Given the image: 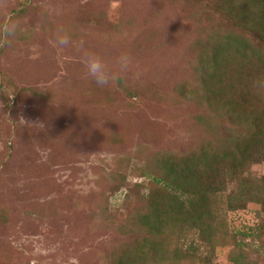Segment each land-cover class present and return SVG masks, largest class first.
I'll list each match as a JSON object with an SVG mask.
<instances>
[{
  "label": "rangeland",
  "instance_id": "obj_1",
  "mask_svg": "<svg viewBox=\"0 0 264 264\" xmlns=\"http://www.w3.org/2000/svg\"><path fill=\"white\" fill-rule=\"evenodd\" d=\"M219 12L217 0H0V24L24 30L0 41V264H264L262 159L234 170L227 157L185 199L205 210L182 211L167 189L170 213L152 214L166 180L187 169L195 186L193 170L209 176L204 164L248 136L191 90L214 38L256 40ZM84 50L113 71L121 54L132 63L99 87Z\"/></svg>",
  "mask_w": 264,
  "mask_h": 264
},
{
  "label": "trees",
  "instance_id": "obj_2",
  "mask_svg": "<svg viewBox=\"0 0 264 264\" xmlns=\"http://www.w3.org/2000/svg\"><path fill=\"white\" fill-rule=\"evenodd\" d=\"M217 4L219 11L225 14L224 16L219 12L225 22L234 23L241 31L255 35L256 40L244 41L241 37L228 36L216 41L214 38L216 44L200 53L202 81L198 87L193 86L191 90L193 93H199L202 85L204 98H211L220 103L221 112L227 115L231 122L247 123L249 131L245 134L248 136L237 135L230 138L225 145V156L209 160L211 163L208 162V166L204 164L203 170L209 173V176L193 170L197 180L195 186L185 187L187 169L183 175L177 176L174 182L166 180V192L159 193L153 200L152 214L157 215L159 220L164 210L168 214L166 207H171L172 200H177L176 203L181 206L182 211L198 208L199 212L205 210L206 206H203L202 202L207 199L202 198L195 201L198 203L190 204L185 199L193 198L195 189L200 190L206 186L210 176L225 171L227 166L222 163L227 157H233L231 167L234 170L244 166L248 158L264 161V0H217ZM195 46L198 53L197 42ZM206 167L209 172L205 170ZM159 182L162 180L159 179ZM167 189L173 194L171 201L167 196ZM148 227L158 228L150 225ZM132 254L131 251L126 258H134L135 255Z\"/></svg>",
  "mask_w": 264,
  "mask_h": 264
},
{
  "label": "clouds",
  "instance_id": "obj_3",
  "mask_svg": "<svg viewBox=\"0 0 264 264\" xmlns=\"http://www.w3.org/2000/svg\"><path fill=\"white\" fill-rule=\"evenodd\" d=\"M23 31L20 23L9 17L4 23L0 24V41L5 46H10ZM54 35V44L59 49H63L70 44L71 34L64 26H58ZM81 61L86 70V75L99 87L116 83L120 79V74L126 73L132 63L128 54H121L117 59L119 72L113 71L100 54L91 50L82 52Z\"/></svg>",
  "mask_w": 264,
  "mask_h": 264
}]
</instances>
